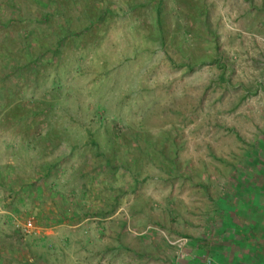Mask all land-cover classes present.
<instances>
[{
    "label": "rangeland",
    "instance_id": "374dc122",
    "mask_svg": "<svg viewBox=\"0 0 264 264\" xmlns=\"http://www.w3.org/2000/svg\"><path fill=\"white\" fill-rule=\"evenodd\" d=\"M247 227L264 0H0V264H211Z\"/></svg>",
    "mask_w": 264,
    "mask_h": 264
},
{
    "label": "crops",
    "instance_id": "0c3cea01",
    "mask_svg": "<svg viewBox=\"0 0 264 264\" xmlns=\"http://www.w3.org/2000/svg\"><path fill=\"white\" fill-rule=\"evenodd\" d=\"M249 227L238 234L242 239L211 246V264H264V228Z\"/></svg>",
    "mask_w": 264,
    "mask_h": 264
},
{
    "label": "built area",
    "instance_id": "2783aa9c",
    "mask_svg": "<svg viewBox=\"0 0 264 264\" xmlns=\"http://www.w3.org/2000/svg\"><path fill=\"white\" fill-rule=\"evenodd\" d=\"M29 225H30V222H29V221H27V222H26V226H29Z\"/></svg>",
    "mask_w": 264,
    "mask_h": 264
}]
</instances>
